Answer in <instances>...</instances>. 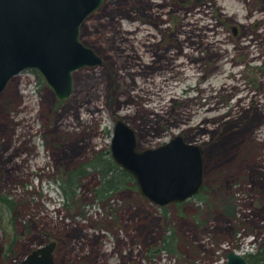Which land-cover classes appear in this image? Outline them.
Wrapping results in <instances>:
<instances>
[{
  "label": "rangeland",
  "instance_id": "obj_1",
  "mask_svg": "<svg viewBox=\"0 0 264 264\" xmlns=\"http://www.w3.org/2000/svg\"><path fill=\"white\" fill-rule=\"evenodd\" d=\"M214 1L208 16L196 6L194 14H164L155 27L139 0H103L80 25L81 41L100 61L72 70L66 98L33 69L9 79L0 93V264H21L49 242L54 264H223L227 249L264 247V120L257 118L258 109L264 113V0ZM119 12L134 20L122 18L117 35ZM179 27V40L188 37L176 55ZM118 46H133L159 70L149 79H117L125 73L111 55ZM116 96L126 103L117 107ZM118 118L134 129L139 149L175 134L205 148L201 190L160 205L128 182L99 198V176L89 168L77 198L65 199L59 172L110 150Z\"/></svg>",
  "mask_w": 264,
  "mask_h": 264
},
{
  "label": "water",
  "instance_id": "obj_2",
  "mask_svg": "<svg viewBox=\"0 0 264 264\" xmlns=\"http://www.w3.org/2000/svg\"><path fill=\"white\" fill-rule=\"evenodd\" d=\"M103 0H0V93L9 79L35 70L58 99L72 89V70L100 61L79 38V26ZM113 161L134 178L148 200L164 205L182 201L202 187L203 150L181 134L154 146L138 148L136 133L115 120L110 139ZM49 242L34 249L21 264H54ZM223 264H252L234 249Z\"/></svg>",
  "mask_w": 264,
  "mask_h": 264
},
{
  "label": "trees",
  "instance_id": "obj_3",
  "mask_svg": "<svg viewBox=\"0 0 264 264\" xmlns=\"http://www.w3.org/2000/svg\"><path fill=\"white\" fill-rule=\"evenodd\" d=\"M139 1L142 3V5L144 7H146L145 6V0H139ZM202 2L203 1H199L198 3L201 4ZM219 15H222V14L219 13ZM119 16H129L130 18H134L133 14L130 12H119L118 17H116V20H114L116 22V33H117V35L122 32L120 29H118L119 22H118L117 18H119ZM161 21H163V19ZM117 50H119V51L114 52L111 55H113V57L116 55V58L118 59L117 64L118 65L121 64V66L119 65V67L121 68L120 71L125 72L122 77L119 76L117 79L122 80V78H125V75L134 79L135 75L137 73H131V74L127 73L126 68L129 67L130 69H136V71L140 70L139 66H141V63L140 62L136 63V58L138 57V55L134 52V50L131 47L126 48V49H121V47L118 46ZM119 57L122 59V62H119L120 61ZM127 62L129 63V65L126 64ZM134 65H135V67H133ZM153 65L154 64L147 65V66L153 68ZM38 78L42 82V78L40 75H38ZM104 79H105V81H107L108 78L104 77V75H103V80ZM116 97L118 100L117 107H121L122 104L126 103V101H127V100H125L124 102H121L119 100V96H116ZM120 97H126L125 92H123L122 96H120ZM83 100L84 99H82L81 102H79V103L84 102ZM257 114H258L257 118L264 120V113L263 112H261L258 109ZM257 127L258 126H255L251 129V134L253 136L255 135V131H256L255 128H257ZM205 129H207V128H205ZM205 129H200V132L202 133L204 131H207ZM226 139H227L226 135L224 137L220 138V140H222L223 143L225 142ZM220 144H222V142ZM263 144H264V142H259V145L262 146ZM211 145L212 144H210V146ZM220 146L221 145L216 144L214 149L216 150L219 147V149L217 151H220ZM263 166H264V163H263ZM89 168L94 169L99 176L98 184L96 187H94V193L99 198H104V197L110 195L111 193H113L114 191H117L123 187H126L128 182H131L132 185L135 186V181H134L133 176L128 171L124 170L123 168H121L119 165H117L113 161L111 154H110V150L100 151V152H96L89 161L83 162V163H81L75 167H71V168H68L66 170H61L59 172V174H58V181H59L58 185L61 188L63 197L65 199L75 200L77 198V196L79 194L80 180L87 176V174L89 173ZM253 170H254L253 173L259 172V170L256 168H253ZM259 181L263 182L264 180H259ZM37 206L39 208L41 207L38 203H37ZM244 255L250 260V262L252 264H264V247L260 246V247L256 248L255 251H247L246 253H244Z\"/></svg>",
  "mask_w": 264,
  "mask_h": 264
},
{
  "label": "flooded vegetation",
  "instance_id": "obj_4",
  "mask_svg": "<svg viewBox=\"0 0 264 264\" xmlns=\"http://www.w3.org/2000/svg\"><path fill=\"white\" fill-rule=\"evenodd\" d=\"M179 1H185V0H176V1H168V0H158V1H154V0H145V6L148 8V14H149V16L151 17V18H155L156 19V21H152L151 19H149L148 20V22H152V24H154V26L156 27V26H160V27H163V21H161L162 19H163V16H164V14H166V11H168V10H172V12H176L178 15H180L181 13L183 14V13H185L184 11H186V13H188V12H191V8H186V6L185 5H182V4H180L179 3ZM199 1H203V2H205V1H207V2H209V0H198V2ZM198 2H196V4L193 6V7H196V6H198L199 7V4L200 3H198ZM192 7V8H193ZM154 12H157V13H160L161 14V16H159V15H155L154 14ZM168 14V13H167ZM157 16V17H156ZM162 17V18H161ZM122 18H124V19H128V20H134V18H129V17H124V16H119V18H117V20H118V22H119V29L121 30V23H120V21L121 20H123ZM158 19V20H157ZM160 19V20H159ZM161 21V22H160ZM160 22V23H159ZM127 33V32H126ZM128 34V33H127ZM121 42H123V41H121ZM120 42V43H121ZM129 47H131L132 49H133V46H129ZM134 50V52H135V48L133 49ZM137 54V53H136ZM156 54V53H155ZM138 55V54H137ZM119 62H122V59L119 57ZM154 61L155 60H153V62H150V63H153V64H155L154 63ZM137 62H140L141 63V66H140V70H138L136 73V75H135V78L136 77H145V78H150V76L152 75V74H154L155 72H157L158 70H159V67H148L147 65H149L148 63H144L143 61H142V58L140 57V55H138V57L136 58V63ZM120 65V64H119ZM119 65H118V67H119ZM152 65V64H151ZM154 66V65H153ZM134 78V79H135ZM238 84H236L235 86H237ZM127 86H130V84H128ZM263 87V86H262ZM261 93L264 95V89L262 90L261 89ZM246 95V94H245ZM244 95V96H245ZM244 96H240L239 97V99H238V102H237V104H238V107H243V105H242V102H243V98H244ZM208 120V119H207ZM207 120H205L204 122H203V124H205L206 125V121ZM200 130V129H199ZM200 132V131H199ZM204 152H205V167H204V169L206 168V150H205V148H204ZM262 161H263V163H264V155H263V157H262Z\"/></svg>",
  "mask_w": 264,
  "mask_h": 264
},
{
  "label": "bare ground",
  "instance_id": "obj_5",
  "mask_svg": "<svg viewBox=\"0 0 264 264\" xmlns=\"http://www.w3.org/2000/svg\"><path fill=\"white\" fill-rule=\"evenodd\" d=\"M214 1V0H213ZM216 1V0H215ZM215 1H214V4H215ZM195 8L196 7H193V8H191L190 10H191V13H193L194 14V12H196V10H198L199 11V13H201V14H203V15H205V16H208V14H205L206 13V9H208L209 8V3L207 2V1H205V2H202L201 4H199V7H198V9H196L195 10ZM170 12H172V10H168V11H166V13H170ZM185 13H186V11H184ZM184 13V14H185ZM154 14L155 15H159V16H161V14L160 13H157V12H154ZM187 14V13H186ZM222 14V13H221ZM222 15H224V14H222ZM124 17H129V16H124ZM157 17V16H156ZM130 18V17H129ZM162 18V17H161ZM183 19V18H182ZM200 19V18H199ZM199 19L197 20V23L199 22ZM130 21H132V20H130ZM81 23H83V21L81 22ZM190 23H187L186 25H189ZM81 25V24H80ZM185 25V24H184ZM122 27V26H121ZM207 28V27H206ZM213 30H215V32H216V27L215 28H213ZM184 32V30H182L180 27H179V29L177 30V31H175V33L173 34L174 36H175V38L178 40V42L177 43H175V47L176 48H178V50L175 52L176 53V55H179V54H182V52H183V47H184V41H186L187 40V37L185 38V40L184 39H182L181 41L179 40V38H178V35L179 34H181V33H183ZM127 33L128 34H132V33H130V32H128L127 31ZM172 35V36H173ZM78 38H79V40L81 41V39H80V26H79V34H78ZM249 39V38H248ZM251 41L253 42V40L251 39ZM82 42V41H81ZM252 42L251 43H246V47H249L250 46V44H252ZM83 43V42H82ZM192 46H194L193 45V43L191 42L190 43ZM86 45V44H85ZM94 52H95V50L92 48V47H90ZM133 49H134V47H133ZM135 53H137L136 52V49H135ZM138 54V53H137ZM213 57H215L214 59L215 60H219V59H221V54H219V53H213V55H212ZM154 60V59H153ZM153 60L151 61V62H153ZM196 61H199V60H195V62ZM151 64H153V63H150L149 65H151ZM133 67H135V65L133 66ZM140 67V66H139ZM137 72V71H136ZM135 72V73H136ZM71 76H72V85L74 84V79H73V72H71ZM134 80V79H133ZM134 88V87H133ZM133 88H131V89H133ZM128 97V96H127ZM125 99H127V98H125ZM137 144H138V140H137ZM204 163H205V152H204V150H203V163H202V165H203V167H202V169L204 170Z\"/></svg>",
  "mask_w": 264,
  "mask_h": 264
}]
</instances>
